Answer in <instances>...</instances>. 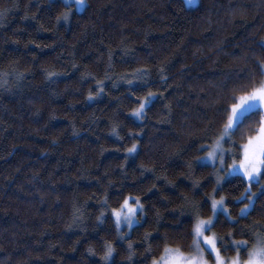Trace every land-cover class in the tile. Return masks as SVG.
Here are the masks:
<instances>
[{"label": "trees", "instance_id": "trees-1", "mask_svg": "<svg viewBox=\"0 0 264 264\" xmlns=\"http://www.w3.org/2000/svg\"><path fill=\"white\" fill-rule=\"evenodd\" d=\"M53 2L60 4L61 0ZM178 2L99 0L92 28L82 31L76 40H72V33L79 29L73 28L65 35L72 46V57H67L64 49L58 50L62 62L74 58L78 64H89L99 53H107V46H111L115 49L113 59L121 71L131 70L129 65L135 66L131 56L121 60L117 45L122 41L140 57H146L147 63H158L165 57L171 60L169 83L172 86L166 91L161 88L165 97L154 99L143 126L141 122H134L135 130L142 132L138 137L142 145L139 156L148 166L155 167L156 175L170 176L177 164L184 163V152L195 139L186 133L198 135L206 122L205 113L207 117L216 115L197 96L206 95L209 99L216 96L221 71L227 72L235 66L231 54L256 47L255 41L264 25V19L259 16L242 18L237 14L233 19L229 15L230 10L247 11L245 5H259L260 0H200L194 9L204 11L195 15L179 13ZM26 3L27 0H0V11L11 9L4 16L5 26L0 28V60L10 57L30 62L33 58L29 53H32L35 60L44 62L55 55L50 48L38 49L35 45L25 48L29 40L53 42L51 31H37L35 20L22 19ZM27 7L43 23L47 16L56 14L47 0H31ZM208 20L210 25L205 23ZM17 40L19 43H14ZM220 40L223 52L213 47ZM209 49L213 50L209 52ZM68 73L67 79L57 81L45 91H41L40 81L35 80L34 86L24 92L40 98L31 104L23 96L0 98V264H82L83 260L94 264L97 257L88 259L85 252L94 234L65 231L62 227L74 190L97 191L98 181L94 177L103 176L110 168L115 169L110 179L129 185L139 183L135 177L139 176L140 159L129 160L124 169L128 173L125 179L116 168L123 162V150L99 155L101 145L123 149L128 140L118 141L108 135L104 131L108 127L106 119L89 126L93 113L98 117L111 116L116 102L106 96L88 104L76 103L70 109L69 103L82 101L83 96L71 91L77 84L74 73ZM80 87L83 92L87 86ZM107 90L119 96L124 88L107 86ZM121 99L127 104L133 98ZM166 103L172 105L171 115L163 107ZM164 118L171 123H160ZM126 119L134 121L132 117ZM72 124L78 135L73 134ZM53 140L56 146L52 145ZM178 148L182 151L174 155ZM145 177L146 185L156 183L153 192L164 187L163 180H156L152 173H145Z\"/></svg>", "mask_w": 264, "mask_h": 264}, {"label": "snow or ice", "instance_id": "snow-or-ice-1", "mask_svg": "<svg viewBox=\"0 0 264 264\" xmlns=\"http://www.w3.org/2000/svg\"><path fill=\"white\" fill-rule=\"evenodd\" d=\"M87 0H61L60 4H56L53 0H47L48 6L55 10L54 16H49L54 19L58 26L61 23H68L71 19V14H65L61 11L62 8H69L72 12L77 10L84 11ZM200 0H183L186 8L194 9L198 6ZM73 3L75 8L72 7ZM7 11H0V19H2ZM31 18L37 23V31H53L37 19L34 15ZM19 43V41H14ZM29 45H35L38 49L49 47L48 44L29 40L25 44V48ZM257 48L264 54V38L255 42ZM108 47V61L104 72L106 79H98L92 76L91 73H86L85 77L92 76L95 85L88 90L86 100H99L101 96H108L110 101H115V107L111 116L98 117L95 113L90 117L92 123L99 119H106L108 127L112 128V135L118 141L128 140V144L120 147L106 148L100 146L99 155H103L107 151H121L125 153L123 162L120 166L123 174L129 160L133 157L140 159L137 165L141 175L152 173L156 180H164L168 185L175 186L174 181L170 180L167 175H156L154 166H148L139 156L141 141L138 137L142 134L135 130V121L143 122L148 118L151 111L150 105L156 97H165V91L172 85L170 80L171 60L165 57L164 60L158 63H141L139 57L135 55V49L121 42L120 52L122 53L121 60L126 56H131L135 66L129 65L131 70H123L115 72L117 65L113 59L115 51ZM150 47V45H149ZM219 51L223 52L221 41H216L213 45ZM33 60L36 59L35 54L29 53ZM232 62L235 65L231 70L221 71V78L216 85L220 90L215 97L209 99L206 95L201 98L197 96V100L203 99L207 107L215 114L221 112L226 116L225 135H230L231 128L234 127L237 120L244 118L248 119L247 112H253L256 108L264 109V58H256L252 67L249 59V49H241L239 53H232ZM252 56H256L255 51ZM15 64V61H14ZM187 67V65H185ZM42 73L50 81L54 82L58 75H69V73L58 72L54 66L41 68ZM9 75L13 76L16 81L28 79L31 73L20 71L16 66H13L9 71H0V87L8 83L6 79ZM82 77L81 79H84ZM155 78V81H154ZM112 83L113 88H117L120 84H126L119 96H113L110 90H107V82ZM136 85L137 87H132ZM178 87V85H177ZM161 88L165 91H161ZM124 97H132L127 104L121 99ZM168 110L169 115L172 113V105L166 103L163 106ZM207 116V113H205ZM127 117H135L136 120L128 122ZM55 118V117H53ZM123 122V123H122ZM160 123H168L171 121L164 118ZM206 122H204L205 124ZM73 129L75 125L72 124ZM204 129H199V132ZM78 135V132H74ZM187 136L199 137L189 131ZM205 139H210L211 143H204L202 149L207 153V158L214 163L219 158L218 151L222 152L221 145L222 137L205 136ZM99 140L100 138L97 137ZM130 145V146H129ZM182 149H177L173 154L178 155ZM201 159L205 157H200ZM224 168V174L221 176L217 173L216 183L218 191L209 195L210 208L213 212L212 216H205L201 212L200 205L194 200L185 197L183 210L181 215H189L191 236L193 245L191 251H185L178 244L169 243L167 233H159L145 230L142 238H137L133 233V223L140 218V213L144 212L146 207L142 195L135 191H128L127 194L116 189L120 196L118 206H112V188L111 184L103 191L102 198H94L86 201L83 205L78 202H73L72 205V222L77 223L83 219L85 212L91 205L95 204V211L99 213L96 217L97 226L93 231L99 232L100 226L106 223H111L115 230L117 239L115 243L109 241L102 234L100 236L99 251L94 246L87 248V254L91 257H97L96 264H264V225H261L259 220H254L252 225H245L241 228L240 225L244 221L252 219L254 216H261L264 219V115L261 116V122L257 130L247 137L245 143L241 147L240 159H233L231 165H225L223 159L220 160ZM191 171V164L188 165ZM135 171V169L133 170ZM107 171L104 175L107 176ZM229 174L237 176L242 174L244 177V188L241 194L234 199L239 200V217L232 218L231 209L227 206V194L221 195V191L226 193L224 181ZM87 178V177H82ZM188 178L192 181L193 188L199 186L200 181L192 177ZM156 184L148 188L151 192L156 189ZM147 215L146 212H144ZM229 220H233L230 225L231 230L226 235H218L215 229L228 226ZM126 229V231H125ZM247 235L251 239H238L237 236ZM157 235L160 239H154ZM182 237L179 233L172 237L173 240H179ZM227 240V244H225ZM79 243V240L76 241ZM230 249L233 253L226 257L224 252Z\"/></svg>", "mask_w": 264, "mask_h": 264}, {"label": "clouds", "instance_id": "clouds-1", "mask_svg": "<svg viewBox=\"0 0 264 264\" xmlns=\"http://www.w3.org/2000/svg\"><path fill=\"white\" fill-rule=\"evenodd\" d=\"M43 2V0H41ZM31 0H27V3L24 5L25 16L22 19H29L28 17H32L35 15V12H29L27 4H30ZM247 11L235 13L233 11H229V15L234 19L238 14L242 18L248 16H259L264 19V0H260V4L257 5L255 3H251L245 5ZM177 9L179 13L187 14L191 13L195 15L197 12L204 11L203 8L197 9H189L184 7L183 0H179ZM7 10V9H5ZM99 10V0H87L85 5V10L81 13L80 10L72 12L69 8H62L61 11L65 14H71L70 22L61 23L58 26L55 24L54 19H50L49 16L45 19V25L50 29L53 33V42L48 44L55 55L51 60L40 62L37 60L32 61H24L23 59H13L10 57H4L0 60V71H9L13 66H16L20 69V71H27L31 73L29 77L32 79H24L21 81H16L15 78L9 75L6 79L8 83L5 86L0 87V98H12L23 96L27 103L31 104L33 100H39V97H34L31 95H24L25 89L31 88L34 86V81L39 80L42 85L41 91H45L48 88H51L52 85L56 84L57 81L61 79H67L68 75H58L55 78L54 82H50L45 75L42 73L41 68L43 67H51L54 66L58 72H73L75 76V82L77 87L72 89L71 91L80 93L83 96L82 101H71L68 107L71 109L74 107L76 103H91L97 100H86L87 93L89 89L93 88L95 85V81L92 79V76H95L98 79H106L104 76V72L107 67L108 61V51L107 53H99L95 59L91 61L89 64H78L74 58L67 59L66 62L61 61V53L58 51L59 49H64L67 57H72V46L69 44V41L65 39V35L72 32L73 28L79 29L80 31L72 33V40H76L80 33L84 30H88L92 28V19L96 12ZM36 12L40 11L39 5H37ZM211 9H209V12ZM36 16V15H35ZM231 22V21H230ZM206 24H211V21H205ZM5 26L4 17L0 19V28ZM261 35H259L258 40L264 38V25H261ZM256 40V41H258ZM222 43L223 41L220 40ZM255 41V42H256ZM117 47H121V44L117 45ZM113 49V48H112ZM257 47H253L249 49V59L252 63L249 64V67H252L256 58H264V54L261 51L257 52ZM115 51V49H113ZM213 49H209L211 52ZM255 51L256 56H252V52ZM141 61V63H147L146 57H140L135 53ZM195 55V53L193 54ZM210 58V57H209ZM15 61V64H14ZM115 72H121L118 68L115 69ZM86 73H91L92 76L85 77ZM85 77L84 79H81ZM81 85H86L87 87L84 91H81ZM107 86L111 89L118 88H126L128 85L120 84L117 88L112 87V83L110 81L107 82ZM132 87H137L136 85H132ZM86 92V94H84ZM106 96H101L100 99H103ZM54 98V97H53ZM246 115L248 119L241 118L237 120L234 127L231 128L230 135H225V124H226V116L223 112L214 115L213 117L206 116V123L203 125V131L199 132L197 135L199 139L195 138L189 148L188 151L184 152V163L182 165L177 164L171 175L168 178L174 181L175 186L168 185L164 180V187L160 189L158 192H149L148 188L151 187L155 182H152L150 185H146L145 182L147 178L144 175H141L139 172V176L135 177L139 183L136 184H125L122 181H117L110 179V174L115 171L114 168H110L107 171V176L103 174V176L94 177L98 181L97 191H82L80 189L74 190L71 200H70V211L67 216L62 219V227L65 231L76 232L79 230L81 234H94V240L88 243V246L85 249L87 254V248L91 245L97 248L99 251V242L100 236L103 234L106 239L115 243L117 236L116 230L111 223H106L100 226V231L96 232L93 229L97 226L96 217L99 215L98 212L95 211L96 205H91V210L85 212L83 219L77 223L72 222V205L73 202H78L83 205L86 201H89L94 198H102L103 191L111 184L112 188V206H118L120 202V196L113 189L119 186V189L124 194H127L128 191H135L138 194L142 195L145 202L144 212H141L140 218L133 223V235L137 238H142L144 231H152L156 232L159 230V233H167L169 236V243L178 244L185 251H191L193 245V239L191 236L190 229V220L191 217L187 214L181 215L183 210V204L185 197L190 199H194L201 207V212L205 216H212L213 212L210 208V201L208 199L209 195L218 191L216 176L219 173L221 176L224 174V168L221 165L220 160L223 159L225 165H231L233 159H240L241 147L243 143L246 142L247 137L250 134H253L259 124L261 122V116L264 115V109L256 108L253 112H247ZM135 121L136 118L132 117ZM89 126H91L92 121L89 118ZM139 122V121H138ZM123 123V122H122ZM142 130V129H141ZM73 134L77 132V129H72ZM106 133L112 137V128L107 127L104 129ZM76 135V134H74ZM215 136L222 137L221 145L223 151H218V159L215 163L207 158V153L203 151L202 145L204 143H211L210 139H205V136ZM52 145L56 146V141H52ZM200 157H205L201 159ZM191 164V171L189 170L188 165ZM116 168L121 170V174H123V170L120 166V163L116 165ZM176 169H179L178 171ZM105 173V172H104ZM189 174L195 179L200 181L199 186L193 188L192 181L188 178ZM144 177V179H140ZM124 178L127 179V175H124ZM244 177L242 174H238L237 176H233L229 174L227 179L224 181V186L226 189V193L221 191V195L227 194V206L231 209L232 218L239 217V204L238 199H234V197H238L243 188H244ZM157 186V185H156ZM149 193H152L149 196ZM254 220H259L261 225H264V219L261 216H254L252 219L248 221H244L240 227L244 228L245 225L251 226ZM233 220H229L228 226L223 228L215 229L218 235H226L227 232L231 230L230 225ZM126 231V229H125ZM177 233L182 237L179 240H173L172 237ZM238 239H251L247 232L243 236H237ZM154 239L159 240L160 236L157 235ZM225 244H227V240H225ZM233 253L230 249L224 252L226 257L231 256ZM88 259L92 257L87 254ZM82 264H88L87 260H83ZM96 264V261H94Z\"/></svg>", "mask_w": 264, "mask_h": 264}, {"label": "rangeland", "instance_id": "rangeland-1", "mask_svg": "<svg viewBox=\"0 0 264 264\" xmlns=\"http://www.w3.org/2000/svg\"><path fill=\"white\" fill-rule=\"evenodd\" d=\"M73 5H74L73 8H75V4H74V3H73ZM82 11H83V10H82Z\"/></svg>", "mask_w": 264, "mask_h": 264}]
</instances>
